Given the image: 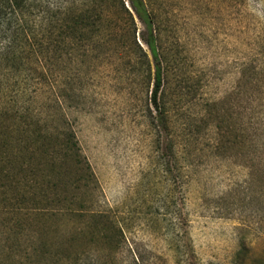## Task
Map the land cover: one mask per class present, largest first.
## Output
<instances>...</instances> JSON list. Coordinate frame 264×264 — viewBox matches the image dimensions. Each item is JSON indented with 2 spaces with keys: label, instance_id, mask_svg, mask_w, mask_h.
Segmentation results:
<instances>
[{
  "label": "rangeland",
  "instance_id": "rangeland-1",
  "mask_svg": "<svg viewBox=\"0 0 264 264\" xmlns=\"http://www.w3.org/2000/svg\"><path fill=\"white\" fill-rule=\"evenodd\" d=\"M144 2L163 115L137 52L53 64L26 104L74 147L37 171L26 231L0 225V264H264V0Z\"/></svg>",
  "mask_w": 264,
  "mask_h": 264
},
{
  "label": "trees",
  "instance_id": "trees-1",
  "mask_svg": "<svg viewBox=\"0 0 264 264\" xmlns=\"http://www.w3.org/2000/svg\"><path fill=\"white\" fill-rule=\"evenodd\" d=\"M103 1L108 14L124 15L123 22H105L108 14L96 7L94 0H0L1 226H19L26 231L15 215H22L27 196L35 194L40 183L37 171L53 162L64 144L74 147L73 133L62 136L53 129L52 120H47L52 119L50 113L43 118L30 108V101L26 104L41 96L35 85L47 82L51 67L67 52H137L152 86L149 102L156 118L163 115L164 72L152 15L144 0ZM136 22L143 27L140 43ZM121 37L127 42L120 45ZM31 90L33 94L28 95ZM21 154H27V159L20 162L22 175L16 178L13 170ZM8 186L24 192L22 207L12 204L15 198L8 196Z\"/></svg>",
  "mask_w": 264,
  "mask_h": 264
}]
</instances>
